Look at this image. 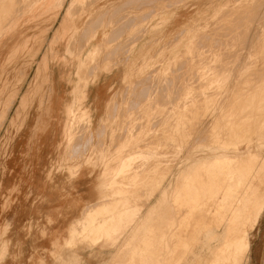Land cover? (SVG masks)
<instances>
[{
  "label": "rangeland",
  "instance_id": "obj_1",
  "mask_svg": "<svg viewBox=\"0 0 264 264\" xmlns=\"http://www.w3.org/2000/svg\"><path fill=\"white\" fill-rule=\"evenodd\" d=\"M59 1L0 0V9L8 14L11 7L14 15L9 32L18 27L14 36L0 40V116L5 114V120L0 122V264H52L54 243H61L66 236L65 224L72 219L73 211L90 199V192L96 191L92 183H98L101 173L87 167L97 163L99 158L101 162L104 160L111 150L106 149V145L115 147L110 154L124 155L119 162L128 163L114 164L111 170L116 178L122 177L129 182L134 177L128 187L132 189L137 182L146 185L148 179L145 177L144 180L143 176L156 166L161 167L158 176L163 174L162 168L171 175L172 169H184L186 163L178 164L183 158L186 162L192 156L200 158L203 156L201 150L214 145L230 149L237 144L255 145L264 140V0H138L129 5L127 13L115 18L126 22L133 17L137 21L136 28L122 33L118 39V42L132 44L120 46L118 52L110 56L108 74L101 75L88 89L84 106L91 110L92 127H88L79 115L59 118L56 112L51 114L49 111L51 92L56 104L57 99L62 98L59 93L62 86L59 88L55 81L60 77H71L75 70V62L67 66L59 57L67 49L64 46L67 40L72 43L68 50L72 52H80L84 46L87 51L88 46L101 44L99 22L113 18L114 11L125 0H66L63 6ZM131 12L133 16L129 15ZM163 16L169 17V21L160 24V29L155 31L154 25L162 23ZM76 19L80 24L74 27ZM60 22H64L60 32L63 36L57 39L58 35L54 36V33ZM96 23H99L97 28ZM80 26H86V30L82 32ZM96 31L97 41L87 44ZM81 34L88 37L73 39ZM79 42H85V45L81 46ZM139 48L142 53L145 51L146 57L155 58L150 62V68L134 73V60L135 67L141 64ZM109 50L101 52L100 60ZM69 56L77 54L69 53ZM47 61L50 70L49 65H45ZM116 61L118 67L113 65ZM132 70L130 76H136L132 82L138 84L128 85L126 92L139 94L138 101L129 110L133 115L129 120L116 117L115 133L95 132L96 120L108 100L115 97L119 104L118 116L125 114L127 109L124 107L135 100V96L126 95V85L121 84L123 75ZM69 88L65 83V93ZM251 89L258 96L253 105L243 99ZM243 101L244 105L241 104ZM243 113L248 117L247 123ZM220 118L221 122L222 118L229 122L218 124ZM231 118L239 121L231 125ZM122 120L137 123L134 128L137 131L119 132L126 125ZM181 134L183 137L179 141ZM139 149H145L147 153ZM129 163H133L132 168H121L128 167ZM239 163L240 167L259 168L248 158H242ZM62 168L82 170L71 178L72 172ZM228 170L203 175L202 184L193 185L192 192L195 193L187 196L195 203L174 204L172 208H246L250 227L255 218L254 208L261 203L263 193L245 185ZM162 180L157 184L159 192L140 190L141 197L137 202L140 212L151 207L149 213L140 218L142 225L132 230L131 238L123 246V252L127 254L118 252L111 261L108 252L117 250L123 242L120 241L116 247L104 248L99 254L94 251L93 256L84 252L83 264H157L160 252L148 243L147 230L152 208L171 206L166 205L170 190L163 187ZM117 184L124 185L122 182ZM126 186L123 188L127 190ZM263 196L261 199L264 200ZM200 197L204 204H198ZM229 197L236 200L235 204L221 202ZM122 198L128 201L126 196ZM78 200L79 205L74 204ZM206 201L211 204L205 205ZM250 241L246 264H264V205ZM190 250L193 252L192 245ZM59 263L67 264L68 259L63 258Z\"/></svg>",
  "mask_w": 264,
  "mask_h": 264
},
{
  "label": "bare ground",
  "instance_id": "obj_2",
  "mask_svg": "<svg viewBox=\"0 0 264 264\" xmlns=\"http://www.w3.org/2000/svg\"><path fill=\"white\" fill-rule=\"evenodd\" d=\"M65 1L66 0L59 1V2H61L60 3L61 6L65 5L64 4ZM134 2H136V1H134ZM125 6H127V5H125ZM24 9H25V7H24ZM118 10H117V12H119ZM124 10L125 9L123 8V11ZM7 13L9 14V16H7L8 14H6L5 11H2L0 9V40L12 29L11 24L14 22V20L12 19V17H14V15L12 14L11 7L9 8V10H7ZM115 22H117V21H115ZM99 23L95 24V28H97L99 26V25H97ZM124 28H125V26H124ZM122 29H123V27H122ZM115 31H116V28H115ZM88 33H90V31ZM108 43H109V41H108ZM205 46H207V44ZM48 63L49 62L47 61V63H45V65L48 66L49 65ZM209 73H210V71H209ZM39 74H41V73H39ZM245 84H247V83H245ZM147 86H148V84H147ZM246 88H248V86ZM247 92H248V90H247ZM256 93L257 92H255V90L252 91V89H251L249 94L243 98L244 101H246V103H248L250 105H253L258 100V96L255 95ZM138 96H139V94H138ZM172 100H174V99L172 98ZM239 100L241 101V99H239ZM244 101L241 104L244 105ZM259 102H260V100H259ZM10 104L12 105V102L9 103V107H10ZM246 107H247V105H246ZM262 108H264V107L262 106ZM7 109H6V111H7ZM130 109H131V107H130ZM239 109L241 110V108H239ZM236 110H237V108H236ZM6 111H5V113H6ZM224 112H226V109H225V111H223V114H224ZM245 114H244V116H245ZM4 115L5 114H2V117L0 116L1 117L0 122L2 119L5 118ZM18 115L20 116L19 113H18ZM254 116H255V114H254ZM114 117H115V115H114ZM249 117H251V115H249ZM109 118H110V115H109ZM223 118H222V122H221V118H220V122L218 121V124H221V123L224 124V123L229 122V121L223 120ZM247 120H248V117L246 115L245 116V122L246 123H247ZM238 121H239V119L235 121L234 118H233V120L231 118L230 124L235 125V122L237 123ZM260 121H261V118H260ZM250 124H252V123H250ZM259 124H260V122H259ZM238 126H239V124H238ZM257 127H259V126H257ZM218 129H219V127H218ZM227 130H228V128H227ZM227 130H225V131H227ZM227 135H228V133H227ZM255 135H256V133H255ZM246 136H247V134H246ZM237 138H239V137H237ZM92 139H94V138L92 137ZM260 139L262 140L263 138H260ZM75 141H77V140H75ZM81 142H82V140H81ZM263 142H264V140L259 142V143H256L255 145H251V144L239 145V144H237V145L231 147L230 149L223 147V146H219V145L215 146L214 145L215 147L212 146L211 148H208L207 150H201L200 153H202L203 156L200 158L192 156L193 154L190 155L192 157L191 158L189 157L190 159L187 162L185 161L186 166H184V169H182L181 171L180 170L177 171V169L176 170L172 169V173L170 175L169 182L166 185V188L170 190L169 191V200L166 201L167 202L166 205H167V207H169L168 204H170L171 206H170V208H160V206L158 205L159 208H157V207L152 208V210H151L152 212L148 218V223H149V230H147L148 231L147 234L149 235V239H147L148 243L153 244L155 249L160 252V255L157 256V264L158 263L159 264H166L165 261H168V264H246L247 263L248 255H249V251H250V247H251V241H250L251 232L254 229V226L256 225V223L258 221L259 214H260L262 207L264 205V200L261 199L262 196L264 195V143ZM145 153H147V152L145 151ZM72 155H74V154H72ZM242 158L243 159L248 158L249 160L256 162L257 163L256 165H258L259 168H257V167L255 168L254 166L251 168L250 167H242V166L240 167L239 161ZM182 165H184V164H182ZM132 167H133V163H129L128 167H121V168L125 170V169H130ZM225 169H229L228 170L229 172L231 170V172L235 173L237 179L242 180V182L245 185H247L251 188H254L256 190H259L260 192L263 193V194L261 193L262 194L261 198L259 196L261 203L258 205L257 208H254L255 218H254L252 225H250V227H248L249 226L248 225L249 214L245 213L246 208H172V205L174 206V204H177V205L179 204V206H180V204H183L184 202L188 203V204H194L195 202L189 201L187 199L188 195H193L195 193V192H192V190L194 188L193 185L202 184L201 183V177H203V175H207L211 172H216V171H218L219 173H222L223 170H225ZM169 173H170V170H169ZM213 175H214V173H213ZM143 177H144L143 178L144 180H145V177L147 178V176H143ZM219 180H220V178H219ZM137 183H139V182H137ZM203 187H206V184H204ZM217 187H218V185H217ZM152 191L154 192V190H152ZM125 193H127V192H125ZM108 196L110 197L108 202L107 201L101 202V203H97V204H94V205H91L88 207V210L84 214L85 218L83 217V220L85 219V221L82 222L81 225L79 223V226L81 229L78 230V232H75V233L72 232L70 244L68 246L70 250L74 251V248L77 247L74 244V241L78 237L80 239V241L82 242V245L78 246V247H81L83 250H84V248L86 250H89L90 251L89 256L94 255L93 252L95 250V247L98 246L99 243L101 242V237H100V235H94V233H92L93 231L88 228V226L90 224L89 222H91V221L96 222L94 225L95 226L94 231L99 232L101 229L100 221H103V220L105 221V216H104L105 214L99 212L101 210V208H106V204L119 205V204H125V202H128V201H126L127 199L126 200L123 199L122 195H120L119 193H118V196L117 195L114 196L113 193L109 194ZM163 198H165V197H163ZM200 199H201V197H200ZM235 201L236 200H234L233 197H229L227 200H224L221 202L225 203V204H235ZM202 202H204V201L201 199V202H199L198 204L199 205L204 204ZM208 204L210 205L211 202L206 201L205 205H208ZM112 217H114V216L112 215ZM166 229H168V231H166ZM147 240L146 241L144 240V242L147 243ZM190 245H192L193 252L190 250ZM179 252H180V254H179ZM183 254L185 255V257ZM53 258H54V252L51 253V259L53 260ZM87 258H89V257L87 256ZM60 260L61 259H59L58 261L53 260L52 264H55V263L60 264L59 263ZM172 260H174V262H172ZM83 261H84V259H78L76 256L72 255L70 258H68L67 264H83Z\"/></svg>",
  "mask_w": 264,
  "mask_h": 264
},
{
  "label": "crops",
  "instance_id": "obj_3",
  "mask_svg": "<svg viewBox=\"0 0 264 264\" xmlns=\"http://www.w3.org/2000/svg\"><path fill=\"white\" fill-rule=\"evenodd\" d=\"M134 1L138 2V0H134ZM134 1L133 0H125L122 5H120L116 8L115 15L113 16V18H109V19L104 18V20H102L100 22V28L99 29L102 32L100 33L99 39L102 41L101 44L96 43L95 45L88 46L89 48L86 51L87 46H84L85 44L82 45L83 43L79 42L81 44V46H84V48L80 52L79 51L72 52V50L68 51L69 46L72 43L69 44V40H67V38H66L67 41L65 42L64 46H67V49L64 51L62 57H59V58H60L61 62H63V64H66L67 66H70L75 62V70H74L73 74H71V77L69 76V77H67V79H65L64 77H60L58 80L55 81L57 83V85H59V88H60V86H62L61 91H59V93H61L60 96H62V98L57 99L58 102L56 104L55 95H52L53 93L51 92L50 99L48 100V105H49V109H50L49 111L51 114H54L56 112V114L59 118L69 117V116H75L76 117L79 115L85 120L88 127L89 126L92 127L91 110L88 107L84 106V103L88 98V89L90 86H93L98 81V79L101 75L105 76L108 74L107 69L109 67L108 62L111 61L110 56L115 55V53L118 52V50L120 49V46H130L132 44V43L131 44L129 43L127 45V41L118 42V39L122 33H125V32L129 33L134 28H136L135 26H137V23H136L137 21L136 20L134 21L135 18L131 17V19L127 20L126 22H124V21L120 22L121 19L115 18V16L118 14H121V13L123 14L129 8V5H131L132 2L136 3ZM125 5H127V6H125ZM123 8L125 9L124 11H123ZM117 10L119 12H117ZM125 13H127V12H125ZM174 14L175 13H173V15ZM129 15L133 16V12L129 13ZM115 21H117V22H115ZM161 21H162V23L154 25L153 28L155 31L160 29V27H161L160 24H166V22L169 21V17L163 16L161 18ZM79 24H80L79 20H77V19L74 20V22H73L74 27H77V25L79 26ZM110 24H112L111 28H107ZM61 25H64V22H60V25L58 26L56 33H54V36H55V34L58 35L57 39H59V38H61V36H63V35H60V32L64 29V27ZM81 26H80V30L82 29L81 30L82 32L84 31V29L86 30V26L84 28H81ZM124 26H125V28H124ZM122 27H123V29H122ZM115 28H116V31H115ZM17 30H18V27L16 29H14L13 31L9 32L8 34H6L4 37L7 38L10 36H14ZM97 31H96L95 35H93L92 38L89 39L90 42L87 44L95 43L97 41V39H98ZM150 31H153V30H150ZM86 37H88V36H83L81 34L80 37L77 36V38H76L74 36L73 39L81 40V38L86 39ZM57 41H58L57 43L60 42L59 40H57ZM108 41H109V43H108ZM1 43L2 42H0V44ZM109 46H111L110 50H109ZM115 46H117V47H115ZM186 49H187V47H186ZM103 50H109V51L107 53H105V57H103V60H100L101 59L100 55L102 54L101 52H103ZM69 53H72V55L77 54V56H71L70 57ZM178 57L179 56H177V58ZM57 58H55V59H57ZM154 58L155 57H153V56L146 57L145 51L142 53V49L139 48L138 60H141V64H138L135 67V60H134V65H133V67H134L133 70H135L134 73L137 72L138 69L150 68V66H151L150 62H152L154 60ZM113 65L118 67L119 63H117V61H116V63H113ZM95 66H97V67H95ZM92 67H93V69L91 70V75H88V71ZM49 70H50V65H49ZM133 70L130 71V73H125L123 75V79H122L121 84L126 85L125 86L126 95H130L129 92H126L129 89V87H127V86L132 85V83H133L132 81H134V78L136 77L135 75L130 76V74H132ZM85 74H87V76H84ZM50 77H51V75L48 72V78H50ZM137 78H139V76H137ZM64 79H65V83L68 86H70V88L68 89V91L66 93L63 90L65 83H63L62 80H64ZM133 84H135V83H133ZM136 84H138V82H136ZM55 93L56 92H54V94ZM131 95L135 96L136 98H135V100L131 101V103H127V106L124 107V109L126 108L127 111L123 115H120V114H119V116L117 115V108H119V104L117 102H115L114 96L105 103L104 110H103L102 114L96 120V128L94 129V130H96L95 132H98L100 134L105 132L104 133L105 135L107 133L108 134L115 133L116 129H114V124L116 126H118V124H117L118 121L115 120L116 117H118L119 119H120V117L121 118L124 117L125 119L129 120L130 116L133 115L131 111L129 112L130 107L132 105H134L133 104L134 102L138 101V100H136V99H138V97H137L138 94L135 93V94H131ZM56 108H57V110H56ZM137 108L138 107L135 108L136 111H137ZM109 115H110V118H109ZM114 115H115V117H114ZM122 121H124V120H122ZM124 123H126L127 126L125 125L124 127H122V129H119L118 130L119 132L131 133L133 131H137L136 129H134L136 127L137 123H135V124H133V122L127 123V121H124ZM182 137H183V135L181 134L179 136V141H181ZM126 144H128V142H126ZM126 147L127 146H124V148H126ZM113 148H111V145H109V146L106 145V149H108V150L111 149L108 151L109 154L112 153ZM139 150L146 151L145 149H139ZM137 151L138 150H136L134 152H137ZM133 153H131L130 155H132ZM109 154L104 156V158H103L104 160L102 162H101V158H99L97 163L93 164L91 167H87V168L91 169L92 171L97 170V171H100V173H101L99 175V178H98L99 179L98 183H92L93 189H95L96 191H95V193L90 192V199H88L84 202L85 203L84 206H79V208H77L76 211H73L72 219L70 221H68L65 224L66 226L64 227V228H66V236L63 238V241L61 243H59V244L54 243L55 253H54L53 260L58 261L59 259H63V258L68 259L72 255L76 256L78 259H84V255H83L84 252H86V254L87 253L89 254L90 251L86 250L85 248L83 250L81 247H78V246L82 245V242L80 241V239L78 237L74 241V244L77 246L74 248V251L70 250L68 247L70 244L72 232L75 233L81 229L79 226V223L81 225V223L85 221V219L83 220V217H84L85 212L88 210L89 206L97 204V203H101V202H106V201L108 202L110 199V197L108 195L111 193H113L114 196H116V195L118 196V193L119 194L121 193L123 197L126 196L128 198V202H125V204H119V205L106 204V208H101V210L99 211L100 213L105 214L104 215L105 221L104 220L100 221V226H101L100 231L99 232L94 231V229H95L94 225L96 223L94 221L89 222L90 224L88 226V228L93 231L92 233H94V235H100V237H101V242L99 243L98 246L95 247V250H94L96 252V254H99L100 251L104 248L111 249L113 247H116L120 241H123L117 250L108 252V254H110V256H111V261H112L114 259V257L118 254V252L125 251V248L123 246L126 245L129 241L128 239L131 238L132 230L135 227H137L138 225H140V226L142 225V221L140 218L143 217L144 214H146L148 212V209L151 207L150 206L149 208H147L145 212H140L141 209L137 205V202L141 197L140 190H142V189L143 190H145V189L150 190L151 189V190H154L155 192H159L160 186H158L157 184L161 181V179H163L162 180L163 181V187H166V185L170 179V175L166 174V172H164L165 171L164 168H162L163 174L158 176V174H160V172H158V170L161 169V167L156 166L151 171H148V174H147L148 180H147L146 185L143 184L142 182H140L141 184L138 183L132 189H129L128 187L134 181L135 178L133 177V181H131V182L124 180L122 177L116 178L117 177L116 174L113 173L111 170L112 169L111 167L114 164L121 165L122 163H128V162H125V161L121 162V163L119 162V159H121L124 155H122V157H121V155H117V154L116 155H112V154L109 155ZM185 161H186V158L185 159L183 158V160L181 162H179L178 164L182 165L185 163ZM64 169L70 170L69 168H62V170H64ZM81 170L82 169L73 170V171L70 170L72 172V175H73V176H71V178L76 177V174H78V172L80 173ZM118 182H122L124 185H127L126 186L127 190L123 188L124 185L118 186L119 185V184H117ZM91 190H92V187H91ZM125 192H127V193L124 194ZM148 195L150 196V194H148ZM74 204L79 205V200L75 201ZM112 215L114 217H112ZM122 254H127V252H123Z\"/></svg>",
  "mask_w": 264,
  "mask_h": 264
}]
</instances>
